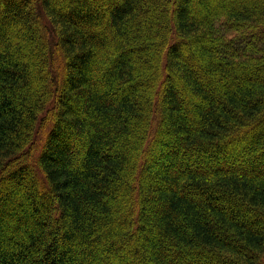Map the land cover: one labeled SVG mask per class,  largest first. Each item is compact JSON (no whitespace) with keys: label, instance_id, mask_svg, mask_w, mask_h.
<instances>
[{"label":"trees","instance_id":"16d2710c","mask_svg":"<svg viewBox=\"0 0 264 264\" xmlns=\"http://www.w3.org/2000/svg\"><path fill=\"white\" fill-rule=\"evenodd\" d=\"M0 264H264V0H0Z\"/></svg>","mask_w":264,"mask_h":264},{"label":"rangeland","instance_id":"374dc122","mask_svg":"<svg viewBox=\"0 0 264 264\" xmlns=\"http://www.w3.org/2000/svg\"><path fill=\"white\" fill-rule=\"evenodd\" d=\"M45 128H39L36 136V143L39 145L44 137Z\"/></svg>","mask_w":264,"mask_h":264}]
</instances>
